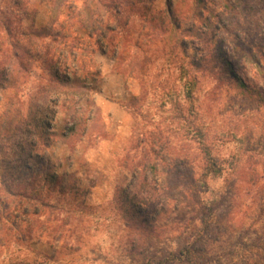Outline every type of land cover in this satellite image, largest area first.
I'll use <instances>...</instances> for the list:
<instances>
[{"label":"rangeland","instance_id":"1","mask_svg":"<svg viewBox=\"0 0 264 264\" xmlns=\"http://www.w3.org/2000/svg\"><path fill=\"white\" fill-rule=\"evenodd\" d=\"M22 1L23 27L61 22L67 38L58 39L57 50L68 55L67 66L88 73V88L82 90L94 104L91 116L79 104L78 127L68 132L76 93L69 91L66 109L46 105L53 109L48 119L35 115L36 93L47 79L40 65L34 64L36 74L20 83L19 104L9 82L0 89V180L6 169L16 175L20 163L31 165L29 177H38L40 185L47 175L57 177L44 190L51 192L56 208L47 207L35 218L44 232L40 239L38 232L29 237L22 252L30 258L52 256L48 264L264 262V39L258 37L264 32V0H253L252 10L246 0H229L246 8L236 18L247 31L238 34L221 0H117L122 11L112 40L116 50L83 35L88 14L82 1L76 8L73 0L59 7L51 0ZM10 3L2 0L1 6ZM210 12L220 23L210 20ZM96 42L106 50L91 53ZM73 47L82 52L78 58L71 54ZM187 83L194 85L190 100ZM190 103L193 116L186 112ZM43 126L52 136L42 141L36 135ZM16 129L29 131L24 136L29 141L38 140L30 159L18 158L11 148L19 140ZM150 136L160 138L166 150L161 152ZM208 156L220 167L216 176L206 173ZM147 162L157 163L158 170L145 169ZM169 172L182 185L181 203L171 196L175 183ZM165 179L167 195L159 207L152 189ZM68 216L73 221L63 225ZM53 228L63 229V236L52 234ZM69 229L73 233L67 237ZM185 248L193 256L176 257Z\"/></svg>","mask_w":264,"mask_h":264},{"label":"trees","instance_id":"2","mask_svg":"<svg viewBox=\"0 0 264 264\" xmlns=\"http://www.w3.org/2000/svg\"><path fill=\"white\" fill-rule=\"evenodd\" d=\"M1 1L2 0H0V34L2 35L0 37V86L2 87H0V89L3 90V85L9 82V84L14 87L13 89L16 90L14 96L18 95L16 103L19 104L20 97H23L22 93L19 91L20 83L25 82L31 75L36 74V67L33 66L34 64L40 65L43 71H46L45 76L47 77L45 78L47 79L45 80L44 85L38 89V93H36L39 97L40 103H35L34 105V109H36L34 111L35 115L44 113V118L48 119L49 116L53 113V109L51 107H46V105L55 104V106L58 108L61 107L63 109H66L69 106L65 105L68 99L67 95L69 91L72 93H76L78 96V100L74 103L75 105H77L69 106V110L71 109L75 112V115H68V117L70 116L69 122H71L72 125L68 130L64 129L68 132H74L78 127L76 120L78 112L77 109L80 110L79 104L84 105L85 111H89V113L91 112L90 116L93 113L94 104L92 103L89 93L83 91L84 89L88 88V85H86L85 83L86 77H84L88 73L84 68H70L69 66H67L66 60L68 59V55L64 54V49L57 50L58 39L67 38V35L65 34L66 32L62 30L63 27L60 26L61 22L55 24V20L54 22H50L47 27H23L22 21L26 14V8L23 5V1L11 0L10 5H6L5 8H2ZM51 1L52 3H57L56 7H59L60 5H63L62 1L64 0H60L59 3L58 0ZM73 1L74 3L72 6L73 8H76L78 0ZM80 1L83 2L82 10L88 14L86 25L82 24L83 35L89 41L93 39L94 36L101 41L105 40L107 43V45L105 46H110L112 50H116L117 47L115 48L116 45L113 44L112 40L116 36V33L114 32H117L119 21L121 20V4L119 2H116L117 0ZM221 1L222 8H224L228 13L222 10L218 11V13L216 12V14L225 12L226 15H230L232 17V22L235 23L237 27H235L237 34L238 31L241 30L246 32L247 27L244 25L243 20L241 19L240 21L238 18H236V16L237 14L246 11V8H248V10L254 9L255 7L253 6V0L252 2L246 0V8L244 7V5H242L245 3V0H237L242 3L238 6L230 4L229 0ZM199 2L202 3V0H198V3ZM201 8L202 12L207 9L204 7ZM109 12H111V15L108 14ZM167 12L170 13L169 8L167 9ZM216 14L210 12V20H212V18H215V20L220 23V20L217 19L218 16ZM6 15L11 16L10 19L7 18ZM238 20L240 21V24L237 23ZM173 27L175 29H178L179 23H173ZM253 32L258 36L259 32L255 30H253ZM261 33L262 34L258 37H263L264 39V32L261 31ZM87 46H90V44H87ZM96 50L102 52L106 49L101 43L98 44L96 42V47L91 50V53H94ZM72 51L74 53L71 54L76 55L74 56V58H78V56H80L82 53L78 52L77 47H73ZM115 54L116 53H114V56ZM224 65H226L227 69H231V65L228 60H225ZM79 71L80 74H78ZM9 74L12 75L10 79ZM90 75L92 77H96L98 75V72H92V74ZM193 86L194 85H192V83H187V86H185L186 97L189 100L191 99ZM18 92L20 94H18ZM186 112L191 116L195 114L194 106L192 103L188 105V109H186ZM47 121V128H49V120ZM42 124L44 125V123ZM192 126L193 132H195V134L199 136L200 139H202L201 130L197 126ZM14 132L19 135V140L16 141V143H13L11 148L13 149L15 147L18 158L26 156V159H30L38 140L36 139L33 142L29 141V139L26 137L24 138L25 134L29 131L16 129ZM45 135H48L49 137L52 136V134L46 133L43 126L41 136L38 137L36 135V138H40L43 141V137ZM61 136H65V134ZM151 142L153 145L157 146L161 152L163 150H166V145L160 138L153 137L151 138ZM30 151L31 154L28 153ZM153 152L155 151L153 150ZM7 156H11V154L8 152ZM178 166V168L184 167L183 164H179ZM143 167L145 169L150 168L152 171L155 170L156 172L159 166L157 163L155 164L151 162L150 164L147 162L143 165ZM14 169H19L20 171L15 175L11 173L12 170L6 169L3 172L0 180V264H48V261L52 260V256L48 257L44 255L43 257L36 256L34 258H30L27 257L25 252H22V248H20V246H22V244L27 239H29V237L34 236L35 232H44V226L42 222L36 221L35 218H39L41 214H43L42 211L47 207H51V209L56 208L54 202L50 201L53 199L52 195L50 194L51 192L44 190L45 183L49 181L48 183L54 184L53 181L57 177H55L54 175H47L43 179L44 184L40 185L42 183L38 181V177H29V172L32 171L31 165H29V163H20ZM205 169L207 174L213 176L218 175L221 171L220 167L217 165L216 159L211 156L206 157ZM159 173L162 175L167 174V172L163 168H159ZM13 176H16V178H14ZM169 176L172 177V180H174L175 183V185H172V187H170L172 191H174L171 196L175 199L176 202L181 203L180 200L182 197L180 196L179 192L180 186L182 185L178 183L175 174L171 176V173L169 172ZM167 181L168 180L165 179L160 184L159 188L152 189L156 198L154 199L155 203H157L159 207H163L165 203V197L167 195L165 193V188ZM157 191L158 193H156ZM131 202L133 204V207H136V209L140 208V203H136L134 201ZM11 220H13L16 225L14 223L11 224ZM66 220L67 222L63 225L71 224V222L73 221V217L68 216ZM17 224H19V226ZM17 226L19 228H17ZM148 226H151V224H148ZM66 229H68V227ZM66 232V236L70 237L73 233V230L69 229ZM40 233L38 235H35L36 238H41ZM52 234H58L59 237H62L63 229L53 228ZM133 243L134 241L132 238L129 241V244L131 245ZM8 247L12 248V250L11 252L9 251V255L7 256L6 254H4V252ZM131 247L134 246L132 245ZM190 256H193L192 250L185 248L176 257H184L188 259ZM252 264H264V262H256Z\"/></svg>","mask_w":264,"mask_h":264}]
</instances>
